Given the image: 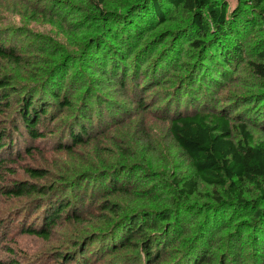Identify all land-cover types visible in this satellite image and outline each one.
<instances>
[{"label":"rangeland","instance_id":"374dc122","mask_svg":"<svg viewBox=\"0 0 264 264\" xmlns=\"http://www.w3.org/2000/svg\"><path fill=\"white\" fill-rule=\"evenodd\" d=\"M94 1L0 0V48L16 55L13 60L0 57V82L10 83L6 92L10 97L0 112V134L6 131L13 137L0 151L4 159L0 168V260L13 264H151L142 246L110 252L118 249L119 240L127 239L125 230L131 223L141 224L151 215L155 228H147L146 234L153 236L150 240L155 257H160L158 264H187L201 252L209 264H264V225L253 221L255 210L264 209V179L261 187L244 186L245 200L252 201L246 208H231L233 203L213 206L212 189L205 185L192 196L183 195L182 182L192 178L194 170L172 138L164 115L175 106L183 109L190 96H205L215 108L228 110L234 125L247 123L254 140H261L264 80L252 71L249 61H259L264 25L260 28L254 21L247 30L240 28L237 35L231 34L230 43L238 41L243 51L234 67L226 66L230 77L217 78L216 85L209 80L200 86L196 70L203 57L184 45L186 39L164 37L165 30L187 24L192 15L169 7L172 17L159 27L143 29L132 39L137 41L134 48L131 40L128 47L122 39L121 30H114L115 37L112 34L111 46L106 48L103 41L110 23H102ZM220 1L228 16L236 18L239 1ZM105 3L107 12L117 17L133 0ZM173 58L174 64L169 61ZM198 60L199 65L190 71ZM159 62L162 69H158ZM118 65L125 78L123 86L110 72ZM46 91L65 96L72 106L60 107L61 99L54 100ZM30 95L40 105L49 103L39 126L44 136L37 140L22 125V134L13 131L20 122L22 99ZM85 111H89L87 121L81 118ZM79 121L89 122L91 134L75 146L69 133L79 130ZM234 136L241 137L237 130ZM33 173L38 176L33 178ZM18 183L35 184L46 191L17 195L11 189ZM76 191L86 198L83 206L71 198ZM60 197L74 201L65 215H73L78 207L83 217L68 221L61 215L49 239L27 233L30 225H41V216ZM106 201L115 206V213L104 209ZM215 211L220 215L209 226L208 218ZM259 221L264 222V215Z\"/></svg>","mask_w":264,"mask_h":264},{"label":"trees","instance_id":"16d2710c","mask_svg":"<svg viewBox=\"0 0 264 264\" xmlns=\"http://www.w3.org/2000/svg\"><path fill=\"white\" fill-rule=\"evenodd\" d=\"M238 1L237 13H239L236 18L228 16L226 6L220 0H133V3L126 9V12L117 17L107 12L105 0H95L94 4L95 9L99 11L102 23H110L103 41L106 48L111 46L109 43L111 42L114 30L115 32H119L120 30L121 33L124 32L122 39L126 40L128 47V39L131 40L134 48V44L137 41L134 40L133 43L132 39H135L143 29L159 27L168 20L170 17L168 15L169 7H173L174 9L180 8L182 11L192 15L191 20L187 24L180 25L174 30H165L164 37L171 38L178 35L182 40L186 39L184 45L187 44L189 47H192L194 52L199 53L203 57L200 65V60H198L189 69L192 71L194 67L199 65L196 70V78L200 86H202L207 84L209 80L216 85L218 82L217 78L223 77L222 79L226 80V78L230 77L226 66L234 67L243 51L238 41L233 45L230 43V39L228 38L229 36L232 38L231 34L237 35L240 28L247 30L254 21L260 28L264 25V0ZM141 7V11L131 14L127 20L122 19L123 16ZM250 14L253 15L251 16ZM134 54L135 52L131 56ZM0 57L13 60L16 55L12 50L0 48ZM102 60L105 61V58H102ZM258 60L249 61V64L256 76L264 80V47L258 53ZM169 61L174 64L175 59L173 58ZM160 62H162V59H160ZM160 62L158 69L162 67V63ZM110 72L114 76L119 77L120 82L123 81L121 84L123 86L125 78L121 67L118 65L117 69H113ZM153 76L152 73L150 77ZM149 81L150 79L144 85L147 86L146 84ZM9 85L10 83L4 84L0 82V112L10 97L6 93ZM136 88L138 89L139 87L136 85ZM46 94L50 95L54 100L61 99L60 107L68 109L72 106L71 101L65 96L59 97L60 94L58 95L56 92L49 93V91H46ZM30 96L22 99L20 122L15 123L13 131L17 132L16 134H22V125L29 137L32 140H37L44 136V132L39 129V126L47 115L46 110L49 108V103L47 105H40L36 102L34 95ZM189 99L183 109L175 106L172 112L164 114L169 122V131L172 138L189 157L194 170L193 177L182 182L181 190L183 195L192 196L199 191L201 185H205L212 189L213 194L211 196L215 200V205L213 206L218 207L222 205L224 207L229 203H233L234 205L231 208H235L236 206H239V208L249 207L252 201L245 200L244 186L246 184H253L256 187H261V181L264 179V136L261 140L255 141L254 135L247 123L234 125L229 111L215 108L211 101H205V96L201 99H197L196 96H190ZM144 103V100H141V107H143ZM88 113L89 111L83 112L81 118L87 121L85 117L88 116ZM88 124L89 122L82 123L79 121V130H70L69 136L74 141L75 146L85 143L90 136ZM235 130L241 136L239 139H236L234 136ZM12 140L13 137L6 133V131L1 133L0 151L8 144L7 141H9L8 145H10ZM3 163L4 159L0 156V168ZM37 176V173H33V178ZM11 190L17 195L33 194L34 192L45 193L46 191L35 184L21 186L19 183L13 185ZM108 193L110 192H104L101 196H106ZM71 198L74 199L75 203L77 202L76 205L78 206H83L86 200L83 197V193L79 194L78 191ZM74 201L69 200V197L58 199V204L56 206L53 203V206L49 205V207L51 206L49 211L44 212V215L41 216L42 221L40 226L32 224L25 231L29 234L49 239L51 231L59 224L58 221L61 219V215L66 214L67 208ZM40 207V205L37 206L39 209ZM103 207L112 214L116 212L115 206L109 204L108 201L103 202ZM218 214L220 215L219 212ZM218 214L216 211L214 214L213 212L210 214V218H208L209 226L215 224L217 220L215 217ZM254 214V225L258 224V222L264 225V222L259 221L264 215V209H256ZM82 217L78 212V207H76L73 215L67 213L64 220H79ZM166 218H163L162 221H165ZM155 224L151 215L145 216L141 224L134 221L125 230L124 239H126V236L127 239L124 242L119 240L116 243L119 245L118 249L110 250V252L114 253L123 248H131L133 250V248L142 246L140 248L144 250L145 260L151 264H158L160 257H155L156 251L152 249L153 242L150 240L153 236L146 234V229L155 228ZM140 237L146 240L140 242ZM209 263L210 259L202 257V252L187 261V264ZM0 264L13 263H6L0 260Z\"/></svg>","mask_w":264,"mask_h":264}]
</instances>
